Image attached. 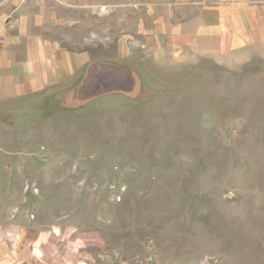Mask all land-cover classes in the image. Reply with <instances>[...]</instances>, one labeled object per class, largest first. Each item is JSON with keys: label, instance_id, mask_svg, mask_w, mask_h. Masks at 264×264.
<instances>
[{"label": "rangeland", "instance_id": "1", "mask_svg": "<svg viewBox=\"0 0 264 264\" xmlns=\"http://www.w3.org/2000/svg\"><path fill=\"white\" fill-rule=\"evenodd\" d=\"M51 1L65 45H124L106 76L125 93L0 108V223L85 237L82 264H264V46L236 69L156 62L151 0Z\"/></svg>", "mask_w": 264, "mask_h": 264}, {"label": "crops", "instance_id": "2", "mask_svg": "<svg viewBox=\"0 0 264 264\" xmlns=\"http://www.w3.org/2000/svg\"><path fill=\"white\" fill-rule=\"evenodd\" d=\"M145 5L142 52L156 62H212L236 69L264 46V0H151ZM57 21L51 0H0L1 109L14 110L40 95L74 104L125 93L120 87L107 91L106 76L110 69L122 83L124 45L109 53L69 47L53 36ZM16 220L5 217L0 223V264L84 262L79 250L85 237L23 226V214Z\"/></svg>", "mask_w": 264, "mask_h": 264}]
</instances>
